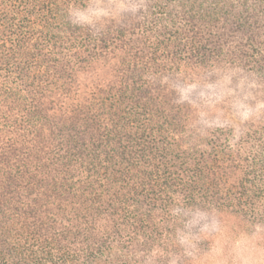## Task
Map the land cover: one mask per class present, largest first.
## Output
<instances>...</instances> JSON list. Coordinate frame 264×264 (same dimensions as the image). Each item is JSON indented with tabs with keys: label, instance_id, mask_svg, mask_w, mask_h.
Masks as SVG:
<instances>
[{
	"label": "trees",
	"instance_id": "obj_1",
	"mask_svg": "<svg viewBox=\"0 0 264 264\" xmlns=\"http://www.w3.org/2000/svg\"><path fill=\"white\" fill-rule=\"evenodd\" d=\"M264 247V0H0V264H199Z\"/></svg>",
	"mask_w": 264,
	"mask_h": 264
},
{
	"label": "rangeland",
	"instance_id": "obj_2",
	"mask_svg": "<svg viewBox=\"0 0 264 264\" xmlns=\"http://www.w3.org/2000/svg\"><path fill=\"white\" fill-rule=\"evenodd\" d=\"M205 231L211 235L213 244L199 264H264L260 229L244 236L231 237L219 232L217 222L213 221L206 225Z\"/></svg>",
	"mask_w": 264,
	"mask_h": 264
}]
</instances>
